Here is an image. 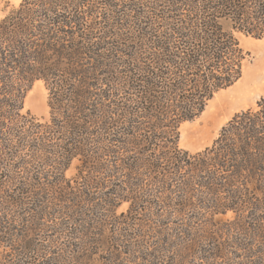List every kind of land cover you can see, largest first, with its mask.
<instances>
[{"label":"trees","instance_id":"obj_1","mask_svg":"<svg viewBox=\"0 0 264 264\" xmlns=\"http://www.w3.org/2000/svg\"><path fill=\"white\" fill-rule=\"evenodd\" d=\"M237 32L264 38V0H22L2 17L0 264H264V99L204 150L179 144L243 76ZM38 80L48 119L24 111Z\"/></svg>","mask_w":264,"mask_h":264},{"label":"rangeland","instance_id":"obj_2","mask_svg":"<svg viewBox=\"0 0 264 264\" xmlns=\"http://www.w3.org/2000/svg\"><path fill=\"white\" fill-rule=\"evenodd\" d=\"M22 0H0V19ZM241 46L247 53L243 76L232 86L220 90L209 101L205 110L192 120L184 122L180 128V147L190 152H198L211 146L222 127L237 113L248 108H255L264 99V91L253 93L252 87L264 88V38H256L243 32H237ZM259 68V69H258ZM258 69L257 78L252 74ZM49 90L44 80L36 81L28 90L24 111L40 119L50 117ZM78 162L75 161L66 175L73 178L77 174ZM124 204L120 211L126 210ZM232 216V213L227 215Z\"/></svg>","mask_w":264,"mask_h":264},{"label":"bare ground","instance_id":"obj_3","mask_svg":"<svg viewBox=\"0 0 264 264\" xmlns=\"http://www.w3.org/2000/svg\"><path fill=\"white\" fill-rule=\"evenodd\" d=\"M259 69V68H258ZM258 69H255L253 74H252V79H256L257 78V72H258ZM256 81V80H255ZM262 86L264 87V83H262ZM252 91L253 93H257V92H261V91H264V88H257L255 86L252 87Z\"/></svg>","mask_w":264,"mask_h":264}]
</instances>
